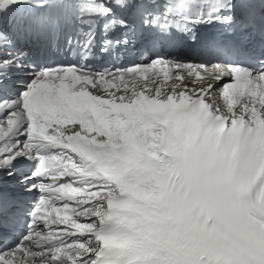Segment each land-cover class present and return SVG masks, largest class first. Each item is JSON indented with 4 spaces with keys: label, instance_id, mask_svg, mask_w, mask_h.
Segmentation results:
<instances>
[{
    "label": "snow or ice",
    "instance_id": "snow-or-ice-1",
    "mask_svg": "<svg viewBox=\"0 0 264 264\" xmlns=\"http://www.w3.org/2000/svg\"><path fill=\"white\" fill-rule=\"evenodd\" d=\"M0 264H264V0H0Z\"/></svg>",
    "mask_w": 264,
    "mask_h": 264
},
{
    "label": "bare ground",
    "instance_id": "bare-ground-1",
    "mask_svg": "<svg viewBox=\"0 0 264 264\" xmlns=\"http://www.w3.org/2000/svg\"><path fill=\"white\" fill-rule=\"evenodd\" d=\"M217 97H218V100L222 101L223 98L221 96L217 95Z\"/></svg>",
    "mask_w": 264,
    "mask_h": 264
}]
</instances>
